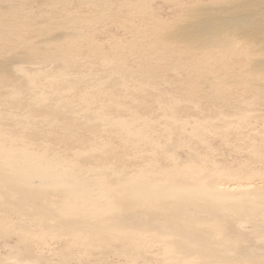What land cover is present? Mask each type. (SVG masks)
Returning a JSON list of instances; mask_svg holds the SVG:
<instances>
[{
  "label": "bare ground",
  "instance_id": "1",
  "mask_svg": "<svg viewBox=\"0 0 264 264\" xmlns=\"http://www.w3.org/2000/svg\"><path fill=\"white\" fill-rule=\"evenodd\" d=\"M79 37L73 30L69 45ZM231 39L225 34H211L204 40L206 46L225 48L233 46ZM53 42L45 39L39 52L47 53V45ZM261 43L253 47L257 49L255 56L263 59ZM54 50L57 71L48 72L42 61L38 67L28 64L27 52L17 60L11 56L1 59V72L14 75L24 88H12L9 101L16 105L27 98L28 103L23 104L19 116L12 111L0 115L9 122L19 118L15 122L22 130L15 136L0 128V246L7 251L0 264H42L46 255L60 264H67L70 256L90 264H106L112 258H119L114 264H264V230L256 228H264V183L251 178L236 181L231 179L233 174L213 172V168L204 172L201 159L200 166L196 163V151H189L184 160L179 156V137L185 134L202 143L207 121L188 124L173 107L165 106H159L157 118L137 111L113 117L104 105L111 101L109 96L107 101L91 100V91L103 92L102 80L83 75L75 59L67 61L62 57L64 51ZM103 62L101 65L110 69L112 64ZM254 66L264 71V61ZM113 72L119 74L117 84L128 90L127 75ZM83 82L85 85L80 86ZM92 101L100 105L91 107ZM116 105L111 103L115 113L123 112ZM42 112L49 113L50 121L64 116L72 123L98 125L102 133L111 134L109 137L118 136L123 148L136 151L138 161L116 169V165L103 162L108 151L104 146L87 145L85 151L75 147L71 156H62L46 143H33L31 124ZM51 125L54 129L58 124ZM157 128L162 129L160 134ZM62 130L66 132L57 136V144L72 140L68 139L72 128ZM248 222L254 223L253 231L243 230ZM62 238L63 244L52 247ZM44 251L47 254L43 255Z\"/></svg>",
  "mask_w": 264,
  "mask_h": 264
},
{
  "label": "rangeland",
  "instance_id": "2",
  "mask_svg": "<svg viewBox=\"0 0 264 264\" xmlns=\"http://www.w3.org/2000/svg\"><path fill=\"white\" fill-rule=\"evenodd\" d=\"M261 14H264V0H0V72L4 70L2 60H8L10 56L20 59L23 57H18L26 52L28 64L38 67L44 62L42 64L49 67L46 70L51 72L58 69L57 59L53 58L54 48L61 49L64 51L62 57L67 61L75 59L80 64L76 67L83 75L102 80L103 92L97 94L94 89L90 96L91 100L95 97L105 101L109 96L111 101L103 102L109 115L124 116L128 111H137L157 118L161 114L159 106H165L173 107L188 124L207 121L202 143H195L185 134L179 137L182 147L178 153L180 158L187 159L189 151L191 154L196 151L194 154H199L196 155L199 157L196 163L200 166L201 159L204 163L201 166L206 168L204 172L213 168V172L220 170L229 176L233 174L231 179L243 181L251 178L255 183L263 184L264 71L254 64L264 61V58L255 56L257 49L253 47L256 43H264V18H259ZM73 30L80 37L72 46L69 42ZM211 34L217 37L225 34L232 38L234 47L206 46L204 39ZM45 39L54 42L47 45V53H41L39 48ZM102 62L112 66L109 69L107 64V67L101 65ZM26 65L22 66L28 69ZM112 70L127 75L128 90L117 84L119 74ZM7 74L0 73V115L12 111L19 116L28 99L21 98V103L11 104L8 98L10 90L17 88L22 91L24 88L14 75ZM80 84L85 85L84 82ZM113 102L123 112L116 114L111 107ZM98 105L100 103L94 105L92 101L91 107ZM239 116L244 118L239 119ZM49 117V113L42 112L32 121L31 127L35 130H31L33 134L30 131L33 143H46L62 156H71L76 149L85 151L87 145L104 146L109 155L107 151L103 162L116 165V169L132 166L138 161L136 151L123 148L118 136L109 137L111 134L102 133L96 124L88 127L80 121L72 123L68 117L59 116L51 121ZM15 121L0 119V128L17 136L22 130ZM69 121L71 124H67ZM53 123L58 124L54 129ZM65 126L72 128V135H67L72 140L67 144H57V136L66 132L62 130ZM161 130L157 128V134ZM91 139L96 142H91ZM61 145L62 148H58ZM250 223L243 225V230L253 231L255 225ZM256 228L264 230L263 227ZM63 242V238L57 240L52 247H59ZM6 256L7 251L0 246V258ZM45 257L42 264H60L50 255ZM74 258L68 257L67 264H90ZM110 260L106 264L119 262V258ZM91 264L102 263L94 261Z\"/></svg>",
  "mask_w": 264,
  "mask_h": 264
}]
</instances>
